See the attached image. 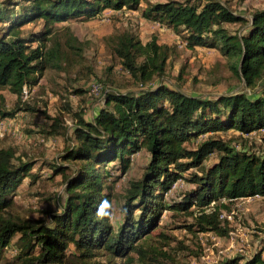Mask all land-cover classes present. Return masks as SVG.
I'll return each mask as SVG.
<instances>
[{
	"label": "trees",
	"instance_id": "16d2710c",
	"mask_svg": "<svg viewBox=\"0 0 264 264\" xmlns=\"http://www.w3.org/2000/svg\"><path fill=\"white\" fill-rule=\"evenodd\" d=\"M141 6L144 19L173 31L186 49L218 52L235 79L254 93L205 98L154 83L165 75L172 48L155 39L142 44L129 32L114 36L110 50L136 90L98 85L102 106L91 120L64 98L74 123L55 161L23 160L15 148H0V259L10 258L4 264H175L162 250L166 245L155 241L165 235L152 234L163 212L189 217L184 227L190 232L225 235L221 216L233 202L264 198V152L245 148L244 139L258 134L264 142V10L248 19L221 0L1 1L0 90H9L16 103L9 112L0 108V119L35 112L22 101L23 88L36 86L47 70L65 71L83 59V44L70 28L56 25ZM39 21L41 30L22 36L23 28ZM230 25L239 28L232 31ZM66 128L54 118L46 134L64 137ZM227 132L237 135L217 136ZM142 149L149 161L142 177L129 183L122 223L114 226L112 190L119 176L111 180V172L126 174ZM214 154L217 161L207 164ZM45 169L65 178V202L49 214V224L29 223L12 213L14 198L25 179L34 185ZM180 180L192 188L170 203L165 197ZM262 253L220 264H264Z\"/></svg>",
	"mask_w": 264,
	"mask_h": 264
},
{
	"label": "rangeland",
	"instance_id": "374dc122",
	"mask_svg": "<svg viewBox=\"0 0 264 264\" xmlns=\"http://www.w3.org/2000/svg\"><path fill=\"white\" fill-rule=\"evenodd\" d=\"M221 1L231 10L248 19L252 12L264 10V0ZM141 8L142 6L138 11L131 12L123 9L117 15L105 12L102 16H96L90 20L56 25L55 27L59 30L64 26L70 28L83 44V59L73 67H66L65 71H45L38 84L28 89L29 97L24 102L36 110L35 112L28 114L20 112L14 118L0 119V122L5 123L6 128L4 136L0 139V148H15L23 160L34 158L39 163L55 161L66 146V139L70 137V127L74 123L72 114L63 107L64 98L69 102L72 111H81L84 119L91 120L102 106V94L95 96L90 93L93 86L100 85L104 88L105 86L102 85L104 82L107 86L112 83L113 86L120 85L119 88L136 90L133 78L121 69L120 61L110 50L112 38L122 32H129L136 36L142 44L155 39L157 44L172 48L165 75L154 83L163 82L171 87H179L188 95L205 98L235 92H245L248 95L254 93L245 86L244 82L235 79L226 67V60L218 52L186 49L173 31L144 19ZM42 24V21H39L35 25L23 28L22 36L41 30ZM238 28L239 25L229 26L232 31ZM77 87L84 91L82 96L71 93L73 88ZM0 103V108L9 112L16 103V97L9 90L2 89ZM54 118L65 128H69H66L68 130L64 137L46 134ZM236 135V132H227L217 136L229 140ZM262 136L251 134L244 137L247 143L245 148L263 153ZM149 158V154L142 149L131 157V166L126 174L111 172V180L119 176L112 190L114 226L122 223L121 207L124 204L123 197L129 183L138 181L142 177ZM216 161L217 155L214 154L207 164L210 165ZM184 176L188 177V174ZM64 182L63 176L50 175L46 169L38 175L34 185L30 183V177H28L17 191L12 213L29 223L40 221L49 224V214L59 212L65 202ZM191 188L189 183L180 180L173 185L165 198L171 203ZM230 208L229 213L224 212L221 216V219L226 221L225 235L212 232H190L184 226L189 224L191 219L183 213L173 211L162 213L158 227L152 234L160 232L165 235L167 239L155 238V241L157 243L160 240L166 245L162 250L175 264H220L235 257L248 259L257 252H263L264 259V198L237 200ZM6 254L8 256L9 252ZM4 258L10 260L4 254L0 264L5 263ZM99 260L104 261L105 258L102 257Z\"/></svg>",
	"mask_w": 264,
	"mask_h": 264
},
{
	"label": "built area",
	"instance_id": "2783aa9c",
	"mask_svg": "<svg viewBox=\"0 0 264 264\" xmlns=\"http://www.w3.org/2000/svg\"><path fill=\"white\" fill-rule=\"evenodd\" d=\"M99 16V15H98ZM97 16V17H98ZM100 17V16H99ZM98 92H99V86L98 85H95V86H93L92 87V90H91V94H93V95H97L98 94ZM28 97H29V91H28V88L27 87H24L23 88V91H22V101L24 102V101H26L27 99H28ZM2 122V121H1ZM0 122V139L4 136V133H5V131H6V128L4 127L5 126V123L4 122H2L1 123ZM260 133H264V131L263 130H261L260 131ZM253 198H260L259 196H255V197H253ZM248 199V198H247ZM13 252L14 251H12L11 250V253L13 254Z\"/></svg>",
	"mask_w": 264,
	"mask_h": 264
},
{
	"label": "crops",
	"instance_id": "0c3cea01",
	"mask_svg": "<svg viewBox=\"0 0 264 264\" xmlns=\"http://www.w3.org/2000/svg\"><path fill=\"white\" fill-rule=\"evenodd\" d=\"M105 12H110L111 13V15H112V13H114L113 15H117L119 12H112V11H103L102 13H100L99 14V16H102L103 15V13H105ZM131 12V11H130Z\"/></svg>",
	"mask_w": 264,
	"mask_h": 264
},
{
	"label": "clouds",
	"instance_id": "9594fccd",
	"mask_svg": "<svg viewBox=\"0 0 264 264\" xmlns=\"http://www.w3.org/2000/svg\"><path fill=\"white\" fill-rule=\"evenodd\" d=\"M105 206H107V205H105ZM101 215H104V213H101Z\"/></svg>",
	"mask_w": 264,
	"mask_h": 264
}]
</instances>
